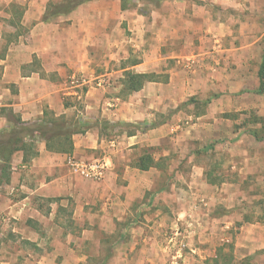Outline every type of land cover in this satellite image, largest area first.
I'll return each mask as SVG.
<instances>
[{"label": "crops", "instance_id": "crops-1", "mask_svg": "<svg viewBox=\"0 0 264 264\" xmlns=\"http://www.w3.org/2000/svg\"><path fill=\"white\" fill-rule=\"evenodd\" d=\"M206 1L219 0H162L151 8L147 21L129 8L122 10L120 0H89L67 14L43 21L48 3L56 1L0 0V130L11 125L12 115L33 123L43 119L45 112L89 123L87 129L72 136L71 154L50 152L38 140L36 154L28 162H23L22 152L12 156L10 179L1 186L0 222L12 215L24 219L25 227L36 224L42 216L39 202L44 201L50 208H46L48 216L56 218L54 225L64 227L62 213L69 211L68 221L82 228L80 237L76 232H62L66 240L90 239L96 227L102 229L115 221H137L135 213L140 217L150 207L159 206L160 187L156 186L162 172L156 165L148 170L134 166L143 147H160L161 154L152 158L159 163L161 156L168 163L171 195L187 186L195 196H203L204 186H209L204 170L194 155L186 160L178 153L186 145L187 133L211 128L204 126L201 114L180 111L152 124L155 115L187 99L216 92L220 81L224 89L216 96L217 110H239L244 103L264 110V97L257 98V106L253 96H238L241 90L254 88L248 87L252 70L249 75L248 68L242 69L249 67L242 56L252 44L222 46V29L229 27L210 15L203 4ZM231 1L237 2H220ZM126 31L130 37L124 35ZM134 52L137 56L131 55ZM228 52L236 55L230 64L240 65L241 70L222 72L221 63L228 58L223 54ZM127 70L153 73L157 79L123 97L116 89L122 86ZM74 75L84 80L78 90L70 84ZM180 118L188 126L178 135ZM103 120L130 124L133 131L113 129L105 134L100 125ZM69 160L100 170V174L92 178L76 172ZM178 165L188 169L175 170ZM151 190L156 194L154 204L151 193L144 200L145 192ZM143 217L146 224L153 220L147 214ZM127 258L124 253L123 259Z\"/></svg>", "mask_w": 264, "mask_h": 264}, {"label": "rangeland", "instance_id": "rangeland-1", "mask_svg": "<svg viewBox=\"0 0 264 264\" xmlns=\"http://www.w3.org/2000/svg\"><path fill=\"white\" fill-rule=\"evenodd\" d=\"M220 1L203 4L216 21L229 27V30L222 29V46L252 44L242 56L248 60L249 67L242 69L248 68L249 75L252 70L253 80H249L248 87L254 88H245L238 96H253L258 106L257 98L263 99V94L258 92L259 81L254 73L264 52V0H237L229 4ZM154 6L144 0H129L128 8L130 12L146 16L148 21ZM124 33L130 37V32ZM11 38L13 36H9ZM131 55L137 56L135 52ZM226 55L227 62L221 63L222 72L241 70L240 65L237 68L234 63L230 64L232 58L236 60V55L228 52L223 57ZM220 82L216 92L209 91L200 99H187L176 107H166L165 113H157L152 121V124L162 122L180 111L203 115L202 123L211 129L203 127L198 134L187 133L186 145L178 153L186 160L194 155L204 170L209 186H204L203 196H195L187 186L184 191L176 190V195H171V180L166 178L168 163L160 156L156 163L162 171L156 186L160 187L156 209L162 206L170 209L156 213V209L150 207L149 211L140 213V217L134 214L137 221H115L102 229L96 227L90 239L66 240L62 232H76L80 237L82 228L68 221L69 211L62 213L64 227H57L56 218L48 216V201L39 202L42 216L40 222L35 221L38 226L29 223L25 227L24 219L7 214L5 221L0 222V264H100L104 258L106 264H264V139L258 140L250 133L255 130L257 136H264V110L252 109L245 103L240 104L239 110H217L216 96L224 89ZM116 90L119 92L122 86ZM179 120L178 135L188 126L186 119ZM131 127L115 129L128 133L133 131ZM142 153L157 155L161 154V149L143 147ZM178 166L175 170L188 169ZM150 193L154 204L155 190L146 191L144 200ZM144 214L153 218L150 224H146ZM124 253L128 254L127 260L123 259ZM76 257L82 260L76 261Z\"/></svg>", "mask_w": 264, "mask_h": 264}, {"label": "trees", "instance_id": "trees-1", "mask_svg": "<svg viewBox=\"0 0 264 264\" xmlns=\"http://www.w3.org/2000/svg\"><path fill=\"white\" fill-rule=\"evenodd\" d=\"M89 0H59L49 2L46 11L43 15V21H48L51 18L59 15H64L71 12L78 5ZM121 9L125 10L129 7V0H120ZM154 5L162 0H144ZM136 62L134 60L132 63ZM259 79L258 92L264 97V52L261 57V62L257 72ZM157 75L153 73L139 74L127 70L124 72L121 79L122 90L125 95L138 91L148 81H156ZM190 99L189 101H191ZM45 117L33 123H24L16 115H12L11 125L0 130V187L4 183H8L11 175V159L17 152H22L23 162H28L36 151V141L43 140L46 149L54 153L71 154L73 152L72 136L83 132L89 126L86 121L78 120L74 117H66L61 115L54 117L52 113L45 112ZM101 128L105 134H109L113 129L122 126H132L122 122L101 121ZM140 128V127H139ZM146 129V127H142ZM130 133V132H128ZM258 140L264 139V136H257L258 132L250 130ZM152 156L148 153H142L135 161L134 166L139 170H148L154 167ZM105 259L100 264H106Z\"/></svg>", "mask_w": 264, "mask_h": 264}, {"label": "built area", "instance_id": "built-area-1", "mask_svg": "<svg viewBox=\"0 0 264 264\" xmlns=\"http://www.w3.org/2000/svg\"><path fill=\"white\" fill-rule=\"evenodd\" d=\"M70 84L74 87H79L84 83V80L82 78H80L77 75H74L71 79H70ZM180 126L177 125V129L179 130ZM69 164L72 166V168L76 171V172H80L83 173L85 175H88L92 178H97L100 174V170H93V167H87V166H82L79 163L75 162V161H71L69 160ZM0 220H2V218L0 217Z\"/></svg>", "mask_w": 264, "mask_h": 264}]
</instances>
